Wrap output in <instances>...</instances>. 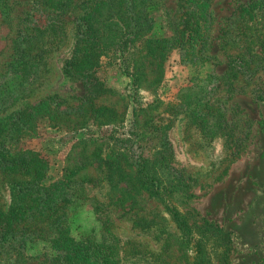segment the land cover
Masks as SVG:
<instances>
[{
    "label": "rangeland",
    "instance_id": "rangeland-1",
    "mask_svg": "<svg viewBox=\"0 0 264 264\" xmlns=\"http://www.w3.org/2000/svg\"><path fill=\"white\" fill-rule=\"evenodd\" d=\"M71 1L70 14L56 19L66 22L67 33H56L66 36V43L56 44L32 75L12 72L10 27L50 0H0V123L19 112L32 118L19 148L48 161L46 182L67 180L76 193L69 214L72 234L92 239L91 258L79 264H264V64L256 74L233 77L235 90H226L229 62L239 59L243 43L237 29L248 21L242 16L247 0H214L208 58H199L198 50L186 55L174 50L160 83L154 64L146 63L147 82L141 86L119 61L103 58L95 74L108 92L97 98L88 85L64 73L76 23L92 2ZM191 1L155 0V35L174 36L188 11L181 5ZM34 20L46 21L39 15ZM249 27V35L257 34L255 24ZM262 32L248 39L258 52H264ZM201 93L203 99L192 102ZM213 95L226 109L230 136L208 126L215 120L207 115L205 100ZM55 96L58 114L31 110ZM124 148L130 159L119 154ZM162 166L182 174V188L162 183L160 195L141 190L134 200L117 192L129 182L149 187L163 181ZM10 205L11 192L0 177V207L7 211ZM46 252L45 243H35L26 264H47Z\"/></svg>",
    "mask_w": 264,
    "mask_h": 264
},
{
    "label": "trees",
    "instance_id": "trees-1",
    "mask_svg": "<svg viewBox=\"0 0 264 264\" xmlns=\"http://www.w3.org/2000/svg\"><path fill=\"white\" fill-rule=\"evenodd\" d=\"M154 2L92 0L90 7L84 5L82 16L75 26L71 56L64 63L66 76L77 78L88 85L97 98L108 92L95 74L103 58L119 61L120 68L132 76L134 83L142 86L147 82L144 78L147 62L156 66V83H160L164 75V63L174 50H181L185 55L190 50H198L199 58L207 57L214 24L210 7L214 0H192L182 4L181 7L188 11L181 17L183 19L178 24L179 28L170 38L155 35L154 19L151 16ZM73 8L71 0L64 4L63 0H50L48 7L44 5L35 12H26L19 23L11 25L15 34L13 56L16 57L10 65L13 74L25 72L36 75L44 66L45 56L56 48V44L60 46L66 43V36L62 39L56 36L61 31L67 33L66 22L58 23L56 19L64 14L69 15ZM37 15L46 21L34 20ZM244 15L248 16V21L244 20L246 22L240 23L237 29L243 41L242 46H239V59L235 56L229 62L226 77L230 82L226 88L228 93L235 90L231 86L233 77L246 72L256 74L253 71L256 72L261 63L264 64V52L257 51L254 41H248L263 35L264 29L257 25H263L264 28V0H247L242 6ZM48 18L52 19L47 21ZM249 22L255 24L257 34L249 35L248 31L252 30ZM253 63L258 65L256 70L250 71L248 66ZM219 89H215L214 94ZM203 96L201 93L192 102H199ZM214 96L206 97L205 100L210 109L207 115L215 120L208 126L230 136L229 130H226L230 125L226 109L224 112L221 110L223 105H217L220 99L214 100ZM55 98L45 100L42 108L41 103L31 110L36 114H58L61 104L56 103ZM97 111L94 110V113ZM20 113L16 116L12 114L3 125L0 123V177L11 192L9 209L4 211L0 207V264H26L29 249L35 243H45L50 249V252L44 254V262L47 264H79L88 261L92 256V239H77L72 234L69 214L70 207L76 202V193L70 192L72 187L67 180L46 182L48 161L36 151L19 148V142L29 132L33 120L24 118ZM119 154L124 159H130L127 148L119 151ZM162 167L167 173L163 181L152 182L149 187L129 182V185L117 192L124 193L127 197L125 200H134L141 190L160 195L162 183L166 184L167 189L169 186L182 188L183 185L178 184L183 183L182 174L171 167Z\"/></svg>",
    "mask_w": 264,
    "mask_h": 264
}]
</instances>
